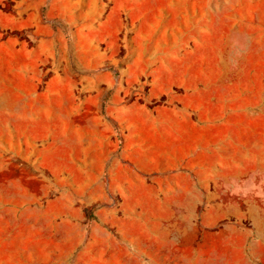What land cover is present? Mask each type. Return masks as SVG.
Segmentation results:
<instances>
[{"label":"rangeland","instance_id":"1","mask_svg":"<svg viewBox=\"0 0 264 264\" xmlns=\"http://www.w3.org/2000/svg\"><path fill=\"white\" fill-rule=\"evenodd\" d=\"M0 264H264V0H0Z\"/></svg>","mask_w":264,"mask_h":264}]
</instances>
